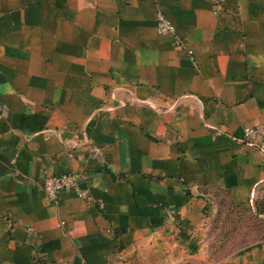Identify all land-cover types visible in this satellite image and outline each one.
<instances>
[{
	"label": "crops",
	"instance_id": "crops-1",
	"mask_svg": "<svg viewBox=\"0 0 264 264\" xmlns=\"http://www.w3.org/2000/svg\"><path fill=\"white\" fill-rule=\"evenodd\" d=\"M261 123L264 0H0V264H264Z\"/></svg>",
	"mask_w": 264,
	"mask_h": 264
},
{
	"label": "built area",
	"instance_id": "built-area-1",
	"mask_svg": "<svg viewBox=\"0 0 264 264\" xmlns=\"http://www.w3.org/2000/svg\"><path fill=\"white\" fill-rule=\"evenodd\" d=\"M156 24L157 30L161 34L173 31L172 24L161 13L156 15ZM239 140L246 145L253 147L257 152L264 156V123L245 126L243 128V134ZM42 187L47 196L54 200L60 191L70 189L75 190L77 196L84 199L88 198L87 191L79 188L77 176L73 172H66L60 175H47L44 177Z\"/></svg>",
	"mask_w": 264,
	"mask_h": 264
},
{
	"label": "trees",
	"instance_id": "trees-1",
	"mask_svg": "<svg viewBox=\"0 0 264 264\" xmlns=\"http://www.w3.org/2000/svg\"><path fill=\"white\" fill-rule=\"evenodd\" d=\"M256 209L258 214H264V197L257 200L256 202ZM264 222V220H263Z\"/></svg>",
	"mask_w": 264,
	"mask_h": 264
}]
</instances>
